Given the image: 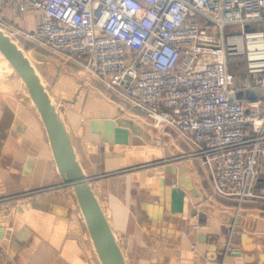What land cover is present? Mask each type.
<instances>
[{
  "label": "crops",
  "instance_id": "0c3cea01",
  "mask_svg": "<svg viewBox=\"0 0 264 264\" xmlns=\"http://www.w3.org/2000/svg\"><path fill=\"white\" fill-rule=\"evenodd\" d=\"M0 17L6 32L34 31L42 19L30 7L21 14L17 0H3ZM28 49L124 258L264 264V202L217 195L207 166L190 156L195 147L174 129L156 126L97 80L77 74L73 62ZM17 76L0 77L2 264H89V231L76 193L64 184L39 110ZM249 82L246 71L245 79L236 77L235 97L263 94ZM8 197L21 198L9 208Z\"/></svg>",
  "mask_w": 264,
  "mask_h": 264
},
{
  "label": "built area",
  "instance_id": "2783aa9c",
  "mask_svg": "<svg viewBox=\"0 0 264 264\" xmlns=\"http://www.w3.org/2000/svg\"><path fill=\"white\" fill-rule=\"evenodd\" d=\"M17 2L21 14L30 7L42 19L34 31H4L12 40L24 36L73 62L174 129L195 147L190 156L207 166L217 195L264 202V0ZM230 26L241 30L226 33ZM230 59L244 62L254 80L247 87L261 96L235 97Z\"/></svg>",
  "mask_w": 264,
  "mask_h": 264
},
{
  "label": "water",
  "instance_id": "95a60500",
  "mask_svg": "<svg viewBox=\"0 0 264 264\" xmlns=\"http://www.w3.org/2000/svg\"><path fill=\"white\" fill-rule=\"evenodd\" d=\"M0 52L24 81L39 110L64 184L71 186L102 264H127L121 248L99 206L89 179L84 175L68 132L34 66L19 45L0 29Z\"/></svg>",
  "mask_w": 264,
  "mask_h": 264
},
{
  "label": "rangeland",
  "instance_id": "374dc122",
  "mask_svg": "<svg viewBox=\"0 0 264 264\" xmlns=\"http://www.w3.org/2000/svg\"><path fill=\"white\" fill-rule=\"evenodd\" d=\"M202 20V19H201ZM241 29L238 27V26H230L228 28H226V33H232V32H239ZM212 32H214V28L212 30ZM21 37H24V36H21ZM19 38L17 39V44L19 45V47H21L23 49V51L25 53H27L29 51V47H27L28 45L25 44L23 42V39L22 38ZM25 40V38H24ZM25 42H27L28 44H31L32 42H30L29 40H25ZM29 56H33V53L32 52H29L28 53ZM228 67H229V70L237 77L238 75H241L243 77V79H245V66H244V62L243 61H240V60H235V59H230L229 60V64H228ZM75 71L77 74H82L83 73L79 72L77 69H76V66H75ZM0 77L2 76L3 78H5L7 81L8 80V75L9 74H12V75H15L17 74V71L10 65L6 62L5 58L0 54ZM18 77V76H17ZM18 80L20 81V87L21 88H24L27 92H28V88L27 86L25 85L24 81L22 80V78L19 76L18 77ZM11 81V80H10ZM245 81V80H244ZM22 197V196H21ZM21 197H13L12 200H10V203H6L9 204V206H13L17 200ZM15 208V206H13ZM85 222V221H84ZM122 234V233H121ZM123 238V237H122ZM89 244L87 247H86V251L88 252L87 253V260L89 261V264H102L100 259H99V256L96 252V249L94 247V244H93V241L90 237V234H89ZM123 241V240H121ZM127 258V257H126ZM134 258H136L135 256L133 258H131L130 256L127 258L128 260V263L129 264H138V263H133V260ZM2 263H5L4 259H3V254L0 252V264ZM140 264V262H139Z\"/></svg>",
  "mask_w": 264,
  "mask_h": 264
},
{
  "label": "trees",
  "instance_id": "16d2710c",
  "mask_svg": "<svg viewBox=\"0 0 264 264\" xmlns=\"http://www.w3.org/2000/svg\"><path fill=\"white\" fill-rule=\"evenodd\" d=\"M23 42L25 43V44H27L28 46L27 47H29V48H32V49H35V50H37V51H40L42 48H40V47H38V46H36L35 44H33V43H31V44H28L27 42H25V40L23 39Z\"/></svg>",
  "mask_w": 264,
  "mask_h": 264
},
{
  "label": "bare ground",
  "instance_id": "6f19581e",
  "mask_svg": "<svg viewBox=\"0 0 264 264\" xmlns=\"http://www.w3.org/2000/svg\"><path fill=\"white\" fill-rule=\"evenodd\" d=\"M1 53V52H0ZM2 54V53H1ZM2 56L4 57V55L2 54ZM5 58V57H4ZM6 59V58H5ZM7 60V59H6ZM8 61V60H7ZM9 63V62H8ZM10 64V63H9ZM33 100V99H32ZM125 260H126V258H125ZM126 262H127V260H126ZM128 264V263H127Z\"/></svg>",
  "mask_w": 264,
  "mask_h": 264
}]
</instances>
